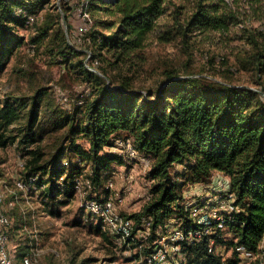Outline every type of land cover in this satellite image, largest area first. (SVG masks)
Wrapping results in <instances>:
<instances>
[{
	"label": "trees",
	"instance_id": "obj_1",
	"mask_svg": "<svg viewBox=\"0 0 264 264\" xmlns=\"http://www.w3.org/2000/svg\"><path fill=\"white\" fill-rule=\"evenodd\" d=\"M85 2L94 18L85 43L92 58L98 61L97 65L89 62L95 70L86 64L87 51L71 43L63 26H57L52 12L41 29L46 36L54 33L49 41L56 46L50 48L52 52L56 51L55 58L66 67L69 63L76 67L87 83L92 84L88 97L81 100L72 113L56 106L49 90L40 85L34 86L29 96L7 97L0 103V147L6 148L18 141L23 158L21 179L31 185L29 194L40 193L43 208L54 214L57 202L64 205L77 196L75 181L79 177L90 178L94 186L87 198L109 197L112 191L108 182L113 165L123 166L124 159L106 148L112 147L116 136L126 134L125 137L131 138L137 152L151 161L147 173L151 182L148 200L140 212L122 213L135 225L132 236L121 247L131 251L137 249L133 259L138 264H146L155 240L169 231L166 225L171 219H177L174 228L196 227L190 218L194 201L183 202V182L179 176H187L186 179L192 182H209L214 171L221 172L229 177L226 192L233 196L234 205L238 207L226 222L233 237L229 244L234 255L224 260L210 252L209 236L191 244L182 242L181 251L186 256V264H240L235 248L245 246L256 252L264 234L262 93L247 86L206 81L188 74L171 76L156 90L143 92L132 89L127 78L117 81L107 72L98 70L105 49L115 58L114 65H118L141 51L157 29L162 40L179 37L188 43L190 32L223 34L229 32L232 25L241 23L240 18L225 0H195L191 16L184 21L181 7L175 0ZM51 4L52 0H0V71L16 47L24 43L17 28L39 24L36 14L42 10L52 11ZM170 6L174 28L162 23ZM19 7L35 16L33 24L27 23L24 14L16 12ZM103 9L106 14L115 15L112 21H105L109 26L104 28L96 14ZM68 26L69 29L71 24ZM242 29L244 33L239 35L245 41V47L241 49L235 69L255 72L260 82L264 76V27L255 30L243 26ZM30 43L37 45L35 41ZM45 134L52 139L49 150L42 146ZM79 135L88 138V148H82L78 143ZM201 201L203 199L195 202ZM87 214L89 218L92 216ZM145 219H151L146 242L135 236V232L143 228ZM97 224L109 241L116 244V238L103 228V223ZM221 232L219 229L210 236L216 245L224 241L218 236Z\"/></svg>",
	"mask_w": 264,
	"mask_h": 264
},
{
	"label": "rangeland",
	"instance_id": "obj_2",
	"mask_svg": "<svg viewBox=\"0 0 264 264\" xmlns=\"http://www.w3.org/2000/svg\"><path fill=\"white\" fill-rule=\"evenodd\" d=\"M195 0H175L180 6L181 19L191 16ZM240 22L232 25L229 32L200 34L190 32L191 38L184 43L179 37L167 41L162 40L157 29L146 41L145 47L131 57L123 59L114 65L115 58L105 49L102 53V63L98 70L107 72L117 81L127 78L134 90L146 92L161 87L171 76L194 75L206 81H223L240 86H247L260 91L264 98V76L257 81L256 73L240 70L238 56L245 47V41L239 34H243V26L248 29L259 30L264 27V0H225ZM52 11L42 10L37 15L39 24L34 27L17 28L24 37V43L19 44L5 67L0 71V103L7 97H24L32 94L36 85L46 87L52 94L56 106L67 113L74 112L79 102L91 91V83H87L76 67H66L60 59L55 58V52L50 48L56 47L50 43L54 33L44 35L42 24L48 19L50 12L54 14L58 27L63 26L74 46L82 50H89L87 43H81L75 38L77 30V12L75 0H52ZM57 8V9H56ZM56 9V10H55ZM172 6L168 7L162 23L170 24L174 28L170 14ZM61 12V13H60ZM102 28L105 21H112L115 15H108L104 9L96 12ZM68 23L71 27L68 29ZM108 28V27H107ZM116 27H114L115 31ZM113 31V32H114ZM174 31V29H173ZM75 40V42H74ZM37 42L34 45L30 42ZM37 46V47H35ZM57 50V49H56ZM81 58V57H79ZM71 62L75 63V60ZM109 63L113 65H109ZM26 73L31 76H25ZM84 95V96H83ZM126 134L116 136L111 148L106 150L120 154L124 165H113L111 181L113 187L110 197L115 198L119 212L132 214L140 212L148 200L151 182L147 173L151 161L139 152L135 157L131 155V148L138 151L131 138ZM42 146L49 150L52 146L50 135L45 134ZM78 143L82 148L90 146L88 138L79 135ZM22 157L18 141L6 148L0 147V188L5 192V199L0 201V211L8 214L12 219L10 234V249L20 263L27 255L28 250L39 248L41 253L40 264H138L133 257L137 249L125 250L119 243H112L97 227L96 220L87 214L83 208L84 201L78 194L73 200L64 205L57 202L55 213L43 208L40 193H9L7 188H14L16 181L23 176ZM75 159V158H74ZM76 161H73L75 164ZM181 169L185 167H180ZM180 175V174H179ZM209 182H192L180 177L183 182L181 194L183 202L206 200L220 191L228 190L229 177L214 171ZM181 178V179H180ZM227 184V185H226ZM224 192V191H223ZM52 207V205H47ZM44 211H40L43 210ZM177 219H171L166 225L167 230L176 227ZM224 241L219 243L218 250L228 259L234 255V249L229 244L232 233L229 228L222 230L218 235ZM264 244V234L260 244ZM153 244V243H152ZM259 244V245H260ZM21 249V250H20ZM258 264L257 260L254 264Z\"/></svg>",
	"mask_w": 264,
	"mask_h": 264
},
{
	"label": "built area",
	"instance_id": "obj_3",
	"mask_svg": "<svg viewBox=\"0 0 264 264\" xmlns=\"http://www.w3.org/2000/svg\"><path fill=\"white\" fill-rule=\"evenodd\" d=\"M77 12V30L75 38L79 43L88 39L86 34L94 25V18L87 10L85 0H75ZM18 14H24L28 24H33L36 20L35 16L28 14L26 10L19 7L16 9ZM69 38V35H68ZM86 64L92 61L94 65L98 64L96 59L92 58V52L87 51ZM91 63V64H92ZM93 66V65H92ZM94 67V68H93ZM90 67L96 69L95 66ZM131 156H136L138 152L131 147ZM23 165V164H22ZM113 187V182H108V188ZM7 188L11 194L17 191L24 193L31 192V185L26 180L19 178L14 188ZM77 195L79 194L84 201L83 208L90 213L96 222H102L103 228L110 232L116 238L120 245L127 238L132 236L134 230V222L125 218L117 208L115 198L101 196V198H87V194L93 191L94 186L90 178L79 177L75 181ZM222 194L218 192L213 196H208L206 200L201 202H193L190 207V218L195 228L184 230L177 227L169 230L167 233L158 237L154 242L152 251L146 257V264H186V256L181 251V243H195L201 241L205 236H209V251L224 257L222 252L217 248L213 234L226 228V222L231 219V213L238 210L234 205V198L228 194L226 190ZM5 199V192L0 188V201ZM12 226V219L8 214L0 212V264H40L41 251L39 248H32L31 252L26 255L19 263L10 249L9 228ZM151 219H145L143 228L135 232L138 239L146 242L150 236ZM240 260V264H254L257 260L258 264H264V244H260L255 252L249 250L245 246H237L235 248Z\"/></svg>",
	"mask_w": 264,
	"mask_h": 264
},
{
	"label": "crops",
	"instance_id": "obj_4",
	"mask_svg": "<svg viewBox=\"0 0 264 264\" xmlns=\"http://www.w3.org/2000/svg\"><path fill=\"white\" fill-rule=\"evenodd\" d=\"M0 212H2V211H0ZM3 213V212H2Z\"/></svg>",
	"mask_w": 264,
	"mask_h": 264
}]
</instances>
